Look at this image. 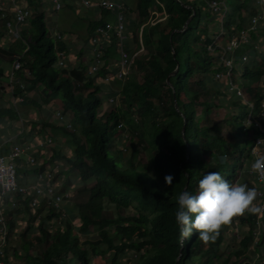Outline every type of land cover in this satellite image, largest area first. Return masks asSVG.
Masks as SVG:
<instances>
[{"label":"trees","instance_id":"1","mask_svg":"<svg viewBox=\"0 0 264 264\" xmlns=\"http://www.w3.org/2000/svg\"><path fill=\"white\" fill-rule=\"evenodd\" d=\"M26 1L33 11L22 26L20 37L0 45V125L8 124L13 130L22 120L18 109L8 99L4 100L7 67L18 57L22 67L15 71L10 97L30 94L29 104L41 116V120L32 124L54 126L70 135L73 159L67 157L69 167L60 173L76 172L77 184L71 187L69 199L59 205L65 216L61 218L63 226L55 231H51L53 225L46 227L45 223L50 217L60 220L55 208L43 202L31 215L26 207L28 220L34 223L37 216L40 218L38 229L27 222L26 232L34 228L39 233L38 236L34 234L33 239L40 244L41 257L37 263L33 259L24 260L25 264H98L92 261L98 248L88 250L79 245L73 229L79 227L73 225L76 218L85 220L87 226L97 225L113 231L103 234L108 250L113 252L111 264H123L119 263V258L128 250L139 254L131 264H240V250L254 239L253 234L242 239L241 248L234 250L231 256H225L217 246L223 242L221 229L214 240L203 241L194 232L182 241L175 222L176 196L183 190L195 192L198 179L206 171H218L235 183L244 170L248 172L254 160L250 149L255 139L264 133L253 122L247 123V117L259 118L257 112L264 100V51L257 52L255 43L264 35V15L260 16L259 26L253 25L251 19L261 12L256 9L261 0H232L229 12L226 0H217L221 7L219 12L212 11L209 0H136L139 17L135 20L125 17L124 36L127 37L123 41L128 50L133 43L127 32L131 31L129 34L136 42L140 31L144 51L133 62L136 73H130L123 80L110 77L108 83L103 80L113 69L107 67V60L97 72L88 74L87 68L92 61L88 43L86 64H57V54L66 52L67 47L47 30L41 0ZM100 11L103 19L90 22L91 32L96 25L107 21L108 10L100 8ZM152 11L159 16L151 24L147 19ZM7 12L0 18L6 32L5 22L12 18ZM191 14V20L183 27ZM241 30L247 31L248 41L240 45V53L235 49L225 54L232 62L227 68L221 62L222 49L230 37ZM257 30L259 32L255 33ZM113 43L105 50L106 56L117 57ZM228 69L233 84L239 72L241 86L238 88L252 103L249 107L241 101L248 106V110L241 111L244 120L241 124L233 110L222 120L215 116V109L224 104L228 95L232 96L229 105L236 104L237 98L226 81L214 77L215 73L225 74ZM24 71H28L29 76L24 75ZM96 78L100 81L94 83ZM36 89L39 96L33 95ZM117 92L119 105L100 111L103 99L106 97L113 103L114 99L109 101L108 98ZM102 93L105 96L102 97ZM55 100H59L61 113L70 117L71 131L47 119L50 116L47 111ZM260 121L264 126V119ZM123 125L139 144H130L129 148L122 144L113 151ZM26 137L21 131L14 141L25 146ZM10 147L11 142H7L3 148L7 151ZM141 150L146 153L148 169L140 163ZM43 153L40 148L33 149L37 159ZM40 159H43L41 167L30 169L20 162L25 160L23 154L20 156L16 168L20 184H30L38 171L54 169L49 160ZM169 174L173 181L166 184L164 177ZM71 181L73 179L67 176L60 189L65 190V185ZM79 195L87 197L74 202L73 198ZM26 202L23 201L24 206ZM42 207L49 211L44 217ZM20 213L18 209L6 212L8 232L15 225L14 218H22ZM114 239L118 240L117 244L113 243ZM263 242L264 237L256 238L255 243L260 248Z\"/></svg>","mask_w":264,"mask_h":264},{"label":"rangeland","instance_id":"2","mask_svg":"<svg viewBox=\"0 0 264 264\" xmlns=\"http://www.w3.org/2000/svg\"><path fill=\"white\" fill-rule=\"evenodd\" d=\"M15 1H18V4H22L23 2L28 3L26 0H0V9L2 12H4L5 10L8 9L7 14L9 15L11 13L12 10V3H16ZM63 3L62 8H60L59 10H51V9H46L44 11V19H45V24H46V28L49 31V33L51 34V36L53 37V34L55 33H61L62 36L64 37H68V36H77L78 39L76 40V42H74V46L76 49H79L80 52V48H81V43L83 44V42L85 41L86 38L89 37L90 35V31L88 30L89 25H90V16H86L85 14H83L81 12V9H84L82 7H80L79 5H81V1L80 0H70L71 2L68 3L67 0H60ZM121 1V0H118ZM125 7V14H126V18L129 20H132L134 18L138 19L139 14L137 12V9H135V2L136 0H122ZM73 3H76L77 6L73 7ZM70 4V5H69ZM11 5V6H10ZM24 5V4H22ZM225 5L228 9V12L231 10L232 7V0H226L225 1ZM27 6V5H26ZM28 7V6H27ZM31 9V11H33V7L32 5H30L29 7ZM96 8V7H95ZM87 9V8H86ZM98 9V20H102L103 19V14L100 11V8ZM256 9L259 11H261V14L264 15V3H262L260 6L259 4H257ZM92 10V9H90ZM10 11V12H9ZM2 14V13H1ZM159 13H157L156 11H152L150 13V16L148 17L147 21L152 19V15L156 16ZM221 15V14H220ZM1 18V15H0ZM2 19V18H1ZM106 19L107 21H109L112 25H116V12L113 10H108V14L106 15ZM106 22V21H105ZM26 24V23H25ZM24 24V25H25ZM257 25H260V21L259 23H257ZM132 30V26H130ZM22 30V28H21ZM20 30V31H21ZM0 32L2 34L1 36V40H0V45H3V43L5 42H9L12 41L13 36L8 35V33L6 31L3 30V26H2V21L0 23ZM259 30H257L255 33H258ZM131 31L127 32L128 35V39L129 41L134 43V38ZM4 34V35H3ZM127 37V36H126ZM54 38V37H53ZM221 40V38H219V41ZM81 41V43H80ZM113 43V48L114 50L117 52V57H111V56H106L105 60H107V67L108 68H114L116 67L117 64V59H118V51H117V41L116 38L114 37V35H111V40H110V44ZM256 45H258L257 47V52H262L264 51V35L263 36H259L256 40ZM110 47V45H109ZM131 48H133V44L130 45ZM236 51L238 53L241 52V47L238 46L235 48ZM85 52H81V56L78 58V64L75 66H80V64H86L88 61V54H87V50L86 48H84ZM70 66H72V64H68ZM10 73H11V69L9 71L8 74V85L6 86L7 88H11L10 86ZM136 72H134V69L132 67L131 69V75L134 74ZM236 79L234 81V84H236L237 87L241 86V79H240V75L239 72L237 71L236 74ZM14 78V76L12 77V79ZM100 81L98 78L94 79V83ZM102 81V80H101ZM37 91V89L35 90V92ZM1 93V92H0ZM119 92H117L114 96L113 99L115 102L110 103L107 101L106 97L103 99V105L101 108H99V110H103L104 107H114V106H118L119 105V96H118ZM5 97L8 96V94H5ZM103 95L105 96V93H102L101 96L103 97ZM233 95H235L233 93ZM30 97V94L27 95ZM236 96V95H235ZM31 98V97H30ZM232 96L228 95V98L225 100V102L223 101V105H221L220 107L215 109V116L216 119L218 120H222V118L226 115L227 112H231V110H233L234 115L237 118V122L238 124H241L242 122H244L242 116H241V111L242 110H248V106L249 104H243L240 98H238L236 96L237 99L236 100V104L235 106H230L229 102L231 101ZM2 98L0 99L1 102ZM107 101V102H106ZM59 100H55L54 103H58ZM27 105H29L28 103H26ZM243 104V105H242ZM37 112V111H36ZM229 112V113H230ZM52 114V117H51ZM49 116L50 119L53 118V116L55 117V110L52 111ZM21 118L23 119V114L21 113ZM33 119L30 120H25L24 121V128L28 129V133H27V138L28 139H33L34 137H39V135H48L46 137H52V144H49L45 147H43L45 149V155H52L51 157L49 156V162L53 163L56 162L57 160L59 162V164L61 165L60 168L62 169V172L66 169H68L69 167V163L67 162V157H70L69 159H73V155H72V141L70 140V135L60 129H57L54 126H43L40 123H37L36 125H33L32 123L35 122L36 120H41V116H39V114L33 115L31 116ZM21 120V119H20ZM22 121V120H21ZM257 121V120H256ZM20 123V121H19ZM54 124V122H53ZM262 124V123H261ZM260 125V124H259ZM44 127V128H43ZM123 128V130H122ZM126 128V129H125ZM120 132L117 136L116 142H115V146H113V151L118 150L121 146L125 145L126 147L129 148V145L132 144L133 146L139 144L138 140H136L135 137H131V134L129 132V130L127 129L126 125L121 126L120 127ZM44 135V136H45ZM125 136L127 137L126 139ZM55 138H60L59 143L56 142L57 139ZM30 141V140H29ZM123 144V145H122ZM51 145V146H50ZM61 145L64 148H59L61 147ZM139 146V145H138ZM57 149L59 152H57ZM260 152H264V148L260 149ZM141 154L142 156H140V163L141 165L145 168L148 169V161H147V156L144 150H141ZM55 155V157H54ZM70 155V156H69ZM23 157L26 158V155L23 154ZM41 157H43V154H41ZM39 157V159L41 158ZM59 157V158H57ZM53 164H51L52 166ZM20 175H22V173H19ZM69 176L73 177L76 176V172H69ZM235 183H246L249 187L255 189L259 188L260 186H262L261 184H259L258 182H256L253 177L251 176V174L249 173V171H245L241 174L240 178H237ZM72 192V191H71ZM75 192V190H74ZM87 197V195H79L76 199L73 198L72 200L74 202H78L80 200H84ZM72 207L74 206L73 204L71 205ZM251 211L249 210H245L244 212H242L241 214H239V217H233L231 218V220L229 221V223L224 224L220 227V229L223 231L222 232V239L223 242L219 243L217 246L219 247L220 251H222L224 253L225 256H231L235 250V252L241 248L240 246V242L242 239H244L245 237H247L249 235V233H252L254 236V239L251 240V242H248V245L246 246V248L244 250H240V254L238 255V262L240 264H243L244 262L250 263V264H264V242H263V246L260 248V245L256 244V238L255 235L257 236H262L264 235V216L261 218L260 214L257 213L255 214V208L257 207V200L256 197H254L253 201L251 202L250 206ZM21 211L20 214L26 212V206L21 207V209H19ZM46 211V212H45ZM45 211H41V213L43 214L42 216H46L48 214L49 211L46 210ZM76 211V210H75ZM63 212V210L60 212V216L61 213ZM254 215V216H253ZM41 216V219H42ZM18 218V217H17ZM254 219V221H253ZM260 220H262V224L261 222L258 223ZM16 224L14 226H12V233L11 235H9V244H8V249H7V254L4 253L2 256L5 257V264H25L24 260L29 261V259H33L35 260L37 263L41 257L40 255V244L37 243V241H35L33 239L34 234L35 235H39V233L35 230V232H26V227H27V220H24V218L20 219L18 218L17 222H15ZM46 227H48L49 225H53L52 227H50L52 230L51 231H55V228H60L63 225L60 223H58L57 218H47L45 221ZM34 224L37 225H33L34 228L38 229V221L34 222ZM73 225H78L79 227L73 228L74 229V233L78 236L79 242H80V246H85L89 249H91L90 247H95L98 248V252L94 253L92 256V261L94 263H98V264H111V260H112V253L111 251L108 250V243L106 242L105 238H104V233H109L112 234L113 231L107 227H99L97 225H89L87 226V223L85 222V220H80L79 218H76L75 220L73 219ZM34 228H32V230L34 231ZM48 229V228H47ZM23 234L25 236H23ZM26 241H30V244L26 243L24 244V242ZM114 244L118 243L117 239L113 240ZM180 248H182V243L180 241L179 243ZM215 245V244H214ZM182 250V249H181ZM6 254V255H5ZM92 253H90L91 255ZM135 256L139 257L138 253L135 252H131L130 250H128L126 253L122 254L119 258V263H123V264H131L132 262L130 261H134ZM29 257V258H27ZM27 258V259H26ZM0 264H3V261L0 260Z\"/></svg>","mask_w":264,"mask_h":264},{"label":"built area","instance_id":"3","mask_svg":"<svg viewBox=\"0 0 264 264\" xmlns=\"http://www.w3.org/2000/svg\"><path fill=\"white\" fill-rule=\"evenodd\" d=\"M54 10H59L63 6V2L60 0H48ZM83 6H93L97 8H102L106 10H113L116 12V25H112L109 21L104 22L103 24L96 25L92 30L89 37V56H91L92 61L89 62L87 72L88 74H94L105 64V50L110 45L111 35H114L117 41V51L119 57L117 59L116 67L113 68L108 76L103 80L104 83H108L110 77L114 79L123 80L131 73L132 65L134 60L138 57L140 53L144 51V45L141 40L140 31L138 35V40L133 43V48L128 46L126 49L124 43L125 32V7L123 4L116 0H80ZM261 2H257L260 5ZM12 18L5 22L7 32L10 36L15 38L20 37V30L22 26L27 22L31 16V9L26 5L12 3ZM208 6L212 9L213 12H219L220 2L217 0H209ZM6 16V11L2 12L1 17ZM261 13L258 12L255 16L252 17L251 22L254 25L260 19ZM158 15L154 16L152 19L148 20L151 24L154 23ZM57 39L61 38V35L58 33L55 36ZM248 34L246 30L237 31L235 35L231 36L230 39L225 43L224 48L221 53V62L225 67L230 68L231 60L225 56L226 53H230L235 50L241 43H246L248 41ZM64 53L59 52V61L57 64L64 65ZM245 59V57H243ZM22 64L19 61L18 57L11 64V73H10V86L9 91L12 92V77L15 74V71L21 70ZM29 76L28 71H24V75ZM215 78H223L226 83L229 85L228 89L233 91L234 94L242 100V102L249 104V107H252V103L246 100L245 95L235 84L231 81V73L228 70L225 71V74L217 72L214 75ZM24 97H15L16 101H22ZM109 101L113 100V97L108 98ZM251 110V109H250ZM252 111V110H251ZM259 118H250V115L247 117V123L253 122L259 131L264 133V126L261 124L260 119H264V100L261 101L259 110L257 112ZM57 118L63 122V115L57 112ZM257 120V121H256ZM260 124V125H259ZM67 129H72L71 124L67 123L64 125ZM15 137H9L5 140H0V260L3 261V244L7 236V219L6 212L9 210L21 209L23 207V201L26 202V207L30 214H35L39 205L45 203L46 205L55 208L59 213L58 223L61 222V218L65 216L63 211L59 207L61 201L64 199L68 200L70 196V190L60 189L61 181L55 174V170L51 168H45L41 171L35 173L32 182L28 185H22L17 180V171L16 168L19 165V159L22 154L26 155V158L23 161H20L22 164H25L27 167L31 168H40L41 162L43 159H37L33 154V149H36V146H24L17 144L14 141ZM7 142H11V147L9 150H4V145ZM52 143V139H47L46 142H39L38 147H45ZM264 148V135H261L255 139L251 147V155L254 159L264 156V152H260V149ZM253 179L261 184L259 188L256 189V200H257V210L261 218L264 216V173H257L251 169L248 170ZM46 208V207H45ZM45 208L42 211H45ZM46 212V211H45ZM22 218L28 219L29 214L26 212L22 213ZM20 218V219H22ZM262 224V220L258 223ZM255 237H258L255 235ZM264 237V236H263ZM264 247V246H263ZM2 256V258H1Z\"/></svg>","mask_w":264,"mask_h":264},{"label":"clouds","instance_id":"4","mask_svg":"<svg viewBox=\"0 0 264 264\" xmlns=\"http://www.w3.org/2000/svg\"><path fill=\"white\" fill-rule=\"evenodd\" d=\"M220 159L223 162V157ZM250 169L264 173V156L254 159ZM164 181L171 184L172 175H165ZM255 195V189L246 183L229 182L218 171L204 172L195 192L183 190L176 196L175 222L179 226L180 239L183 241L195 232L203 241L214 240L223 224L245 210L251 211L249 206ZM256 210L257 207V213Z\"/></svg>","mask_w":264,"mask_h":264},{"label":"crops","instance_id":"5","mask_svg":"<svg viewBox=\"0 0 264 264\" xmlns=\"http://www.w3.org/2000/svg\"><path fill=\"white\" fill-rule=\"evenodd\" d=\"M67 2L68 3H70L71 1L70 0H67ZM64 3V2H63ZM22 4H24V5H27L28 6V4L27 3H25V2H23ZM70 5V4H69ZM11 6V5H10ZM75 6H77L76 5V3H73V7H75ZM80 7H82V8H84V9H81V12L83 13V14H85L86 16H90L91 18V20H90V22H93V21H95V20H98V16H99V12H98V9H97V7L95 8V7H93V6H83L82 4L81 5H79ZM29 7V6H28ZM13 8V7H12ZM87 8V9H86ZM46 9H51V10H54L53 9V7H52V4L48 1V0H41V10L42 11H45ZM90 9H92V10H90ZM5 11H8V9L7 10H5ZM10 12V11H9ZM11 12H12V10H11ZM12 15V14H11ZM88 30H89V28H88ZM56 34H58V32L57 33H55V34H53V37H55L56 36ZM60 35H61V40L65 43V45H66V53H64V58H63V61H64V64H66V65H68L69 63L70 64H72V66H75V65H77L78 63V58L81 56L80 54H81V52H85V50H84V48H86V44L88 43V41H89V37H90V35H89V37L88 38H86L85 39V41L83 42V44L81 43V41H80V43H81V48H80V52H79V49H76L75 48V46H74V42H76V40L78 39V37L77 36H68V37H63L62 36V34L61 33H59ZM90 34H91V31H90ZM88 45H89V43H88ZM89 51H90V48H89ZM88 54H89V52H88ZM10 69H11V66H8L7 67V70H8V73H9V71H10ZM6 81H8V79H6ZM10 91H9V88H7L6 89V92H5V94H8V96H6L5 97V95H4V100H9V102L11 103V104H13L14 106H15V108H17L18 109V111L20 112V113H22L23 114V119H22V121L20 120V123H19V125L18 124H16L15 126H13L14 127V129L12 130L11 128H10V125H8V124H5V123H2L1 125H0V140L2 141V140H5V139H7V138H9V137H15V139H16V136H17V134L19 133V132H25L26 133V135H27V133H28V129L27 128H24L23 127V125H24V121L25 120H30V119H33L31 116H33V115H36V114H38L37 112H36V110L32 107V105H30L29 104V101H30V97L29 96H25L24 98H23V100L22 101H16V99H15V96L12 98V97H10ZM29 95V94H28ZM34 96H39L40 95V93H39V91L37 90L36 92H34V94H33ZM6 103V102H5ZM26 103H28L29 105H27ZM55 110V117L53 116V118L52 119H50L49 117L47 118L48 120H50L52 123L54 122V124H60V125H62L65 129H67L64 125L65 124H67V123H71V119H70V117L69 116H67V115H64V114H62L61 113V109H60V107H59V102L56 104V103H54L53 102V104H52V106L50 107V109H48V111L47 112H49L50 114H51V112L52 111H54ZM57 112H59V113H61L62 115H63V118H64V121L63 122H61L58 118H57ZM51 117H52V114H51ZM68 130V129H67ZM19 131V132H18ZM71 131V130H70ZM45 134H43L42 135V137L43 138H41V137H34L33 139H28L27 137L25 138L26 139V144H25V146H32V147H34V146H36V149L37 148H40V151L43 153V158L45 159V160H49V156L50 155H45V149L43 148V146H41V147H38V143L40 142H46L47 141V139H51L52 137H46V136H48V135H45ZM30 140V141H29ZM33 141L35 142V143H33ZM59 141L60 140H56V142H58L59 143ZM52 143H53V141H52ZM59 148H64L65 149V147H63L62 145H61V147H58V149ZM58 149H57V152H59L58 151ZM65 150H67L68 151V149H65ZM70 156V155H69ZM58 161V160H57ZM51 164H53L52 165V167H54V170H55V174H56V178L58 177L59 179H60V181H61V179H62V181H61V183H63L64 184V182H65V180H66V178H67V176H69V175H66V174H63L62 172L60 173V171H62V169L60 168V164H59V162H53V163H51ZM50 164V165H51ZM66 175V176H65ZM70 177V176H69ZM71 179H73V182L71 181V184H69V185H65V188L64 189H68V190H70L71 191V187L73 186V185H75L76 186V184H77V180H76V176H73V177H70ZM80 184V183H79ZM63 186V185H62ZM62 186H61V188H62ZM64 187V186H63ZM41 209V211H42V209H43V207L42 208H40ZM39 217L37 216V218H36V220H35V222L36 221H39ZM14 220H15V222H17V220H18V218H14ZM24 220H27V222H29V223H32L33 225H36V224H34L32 221H30V220H28V219H26V218H24ZM16 224V223H15ZM27 232H35V231H33V230H28ZM11 233H12V229L7 233L8 235L6 236V240L4 241V244H3V246H2V248H3V254L4 253H6L7 254V249H8V244H9V235H11ZM28 243L30 242V241H27ZM8 243V244H7ZM5 254V255H6ZM4 259H5V257H4ZM4 262H5V260H4Z\"/></svg>","mask_w":264,"mask_h":264},{"label":"water","instance_id":"6","mask_svg":"<svg viewBox=\"0 0 264 264\" xmlns=\"http://www.w3.org/2000/svg\"><path fill=\"white\" fill-rule=\"evenodd\" d=\"M191 17H192V14L187 18V20L185 21L183 27H185L189 23V21L191 20ZM177 68H178V66L176 67V69ZM167 79H168V77H167ZM176 109H178V108L176 107Z\"/></svg>","mask_w":264,"mask_h":264}]
</instances>
